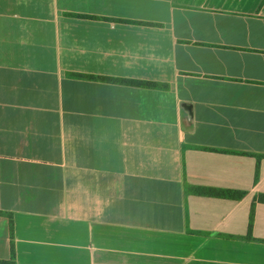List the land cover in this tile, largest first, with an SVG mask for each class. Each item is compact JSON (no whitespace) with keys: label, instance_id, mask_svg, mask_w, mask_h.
Here are the masks:
<instances>
[{"label":"crops","instance_id":"obj_1","mask_svg":"<svg viewBox=\"0 0 264 264\" xmlns=\"http://www.w3.org/2000/svg\"><path fill=\"white\" fill-rule=\"evenodd\" d=\"M262 194L264 0H0L17 264H264Z\"/></svg>","mask_w":264,"mask_h":264},{"label":"trees","instance_id":"obj_2","mask_svg":"<svg viewBox=\"0 0 264 264\" xmlns=\"http://www.w3.org/2000/svg\"><path fill=\"white\" fill-rule=\"evenodd\" d=\"M73 76L77 77H83L87 79H94V80H100L103 82H109V83H118V84H125V85H132V86H143V87H160V88H165L167 85L164 83H159V82H154V81H143V80H138V79H132V78H125V77H113V76H105V75H92V74H76L73 73ZM263 155H256V158L258 160L260 157ZM228 193H231L232 196L234 192L229 191ZM235 195L237 198H240L242 196L241 192H235ZM229 196V195H228ZM260 199L264 200V194L260 195ZM0 214H4L8 216L9 218V231H10V255L9 259L7 260H1L0 259V264H17L16 259H15V250H14V244H13V226H12V219L11 216L12 214L7 213V212H0Z\"/></svg>","mask_w":264,"mask_h":264},{"label":"water","instance_id":"obj_3","mask_svg":"<svg viewBox=\"0 0 264 264\" xmlns=\"http://www.w3.org/2000/svg\"><path fill=\"white\" fill-rule=\"evenodd\" d=\"M182 108L186 111V115L190 117L189 106L187 104H182Z\"/></svg>","mask_w":264,"mask_h":264}]
</instances>
